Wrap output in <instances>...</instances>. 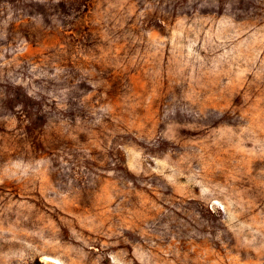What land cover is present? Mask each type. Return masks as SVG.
I'll return each mask as SVG.
<instances>
[{
	"label": "rangeland",
	"instance_id": "374dc122",
	"mask_svg": "<svg viewBox=\"0 0 264 264\" xmlns=\"http://www.w3.org/2000/svg\"><path fill=\"white\" fill-rule=\"evenodd\" d=\"M0 264H264V0H0Z\"/></svg>",
	"mask_w": 264,
	"mask_h": 264
}]
</instances>
